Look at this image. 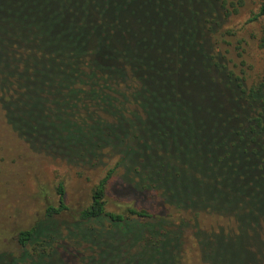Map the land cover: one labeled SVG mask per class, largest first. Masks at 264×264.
<instances>
[{"label": "trees", "instance_id": "trees-1", "mask_svg": "<svg viewBox=\"0 0 264 264\" xmlns=\"http://www.w3.org/2000/svg\"><path fill=\"white\" fill-rule=\"evenodd\" d=\"M164 1L168 10L190 22L199 47L197 61L203 58L199 66L210 85L224 88L229 103L222 113L188 120L192 135L225 130L218 135L226 134L225 149L249 164L254 189L243 186L238 193L242 199L207 201L205 190L224 183V175L199 169L198 181L192 176L187 181L196 192H186L176 183L183 174L165 161L161 164L168 165V172L157 169L162 153L146 144L144 132L155 117H167L174 127L181 115L165 113L164 93L174 83L172 75H166L164 87L147 73L154 70L143 67L152 55L153 63L160 64L164 58L157 54L169 50L157 38L167 33L171 20L159 26L151 13L153 0H1L0 108L9 127L36 152L56 153L77 165L96 164L104 157L112 161L90 204L75 215L69 212L65 186L59 184L58 203L48 205L43 219L15 236L17 252L0 250V264H182L191 224L198 231L203 264H264V68L259 80L250 83L213 48L212 43L228 42L230 32L220 36V13L226 11L229 19L238 13L237 3L156 0L158 5ZM27 7H35L29 10L33 16ZM75 10L85 14L82 29L91 25L83 36L59 28ZM114 20L126 26L121 34L100 31L96 24ZM253 23L262 24L258 48L264 65V0L243 27ZM202 100L200 96L196 102ZM232 120L240 121V132L227 131ZM168 160L174 164L170 153ZM194 166L189 158L181 168ZM112 188L134 190L118 195L131 201L122 211L108 210ZM202 214L228 218L235 226L206 231L198 224Z\"/></svg>", "mask_w": 264, "mask_h": 264}, {"label": "rangeland", "instance_id": "rangeland-1", "mask_svg": "<svg viewBox=\"0 0 264 264\" xmlns=\"http://www.w3.org/2000/svg\"><path fill=\"white\" fill-rule=\"evenodd\" d=\"M228 1L237 3L239 7L238 13H233L229 19H226L224 15L226 11L220 13V36L230 32L226 37L228 42L212 43V45L216 53H219L220 57H224L222 60L230 69H233L237 74H243L252 83L258 81L263 74V56L258 48L262 24L253 23L244 27L243 24L258 9L261 0ZM153 2L151 13H154V18L159 21V26H163L164 22L171 20L167 33L161 34L157 38V43H163L169 50L161 55L157 54L164 58L160 64L153 63L154 55H152L146 58L143 67L147 70H154L155 72L147 73L155 75L156 80L164 87L167 86L166 75H172L174 83L170 81L165 90L167 92L164 93L167 104L165 113L170 111L181 115L174 127L167 124V117H155L150 124V129L144 132L146 144L153 145L157 152L162 153V158L157 160L159 161L157 169L168 172V165L162 167L161 164L162 161H165L171 166L170 169L173 172L183 174L182 179L176 183L179 184L180 189L186 192L189 189L194 190L187 186V181L192 180L191 176L198 181L197 171L199 169L224 175L226 177L224 183L217 184L213 191L205 190V195L203 193L205 199L207 201L217 199L220 203L242 199V195L238 194L242 193V187L246 186L251 191L254 189V183L250 180V172L247 169L249 164L246 161L238 162L235 152H228L225 149L227 135H218L219 132L225 130L218 128L215 134L208 132L207 137L206 132L198 134L194 131V135H192L191 125L187 123L188 120H200L212 114L222 113L229 104L227 94L224 88L213 87L207 82L208 74L204 68L199 66L203 58L199 62L197 61L199 47L198 43L193 41L190 32L193 27L190 22L185 23L178 13L168 10L167 1L160 5L156 0ZM199 6H202L201 3ZM158 8L163 11L157 13L156 9ZM30 9L35 10V7H27L26 12L31 17L33 13H29ZM162 12L164 17L159 18V14ZM84 16L85 14L81 10H75V13L69 14L68 21L59 28L69 34L83 36L91 29L90 24L82 29ZM96 24L100 31H115L121 34L126 29L124 24L115 23V20L108 23L97 22ZM148 44H153V41ZM202 82L208 85L202 86ZM200 96L203 97V100L197 103V98ZM230 128L240 132V121L232 120L227 131ZM240 135L238 134V137ZM231 141L232 138H228V142ZM242 144L244 143L242 142ZM216 146H220V149H217ZM169 153L175 159L174 164L168 160ZM220 157H222L221 161H219ZM189 158L195 161L194 169L190 170L187 167L182 169L181 166L185 165V160ZM215 160L218 161V164ZM111 161L110 158L104 157L101 162L96 164L77 165L62 159L56 153L33 151L12 131L0 108V250L7 253L17 252L18 244L15 236L43 219L48 205L58 203L57 187L61 183L65 186L70 214L75 215L82 208L88 206L95 186L105 176ZM211 163L214 164L213 167H211ZM252 164H257V161H252ZM215 167L217 168L214 169ZM238 172H241L239 176ZM236 174L237 177L233 178L231 183H227V180ZM122 175L121 171L120 176ZM133 191L130 188L121 191L120 188L118 190L112 188L108 199V210L122 211L126 203L131 204V201L127 200V196L119 197L118 195H122L121 193L131 194ZM194 191L196 192V190ZM174 211L172 208V212ZM198 222L199 226L206 231H217L221 227L228 231V227L234 228L235 226L233 220L206 214L200 215ZM197 232L194 224H191L186 233L188 239L182 264H203L195 238Z\"/></svg>", "mask_w": 264, "mask_h": 264}]
</instances>
